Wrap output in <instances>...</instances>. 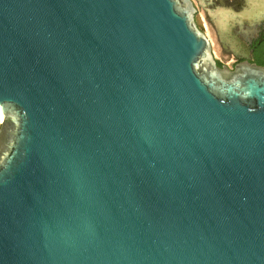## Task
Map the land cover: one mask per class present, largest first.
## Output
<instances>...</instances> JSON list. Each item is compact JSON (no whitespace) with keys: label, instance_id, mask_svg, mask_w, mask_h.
Masks as SVG:
<instances>
[{"label":"water","instance_id":"1","mask_svg":"<svg viewBox=\"0 0 264 264\" xmlns=\"http://www.w3.org/2000/svg\"><path fill=\"white\" fill-rule=\"evenodd\" d=\"M196 14L0 0V264H264V66Z\"/></svg>","mask_w":264,"mask_h":264},{"label":"flooded vegetation","instance_id":"2","mask_svg":"<svg viewBox=\"0 0 264 264\" xmlns=\"http://www.w3.org/2000/svg\"><path fill=\"white\" fill-rule=\"evenodd\" d=\"M192 1L197 9V13L199 9H202L210 14L211 21L216 27L221 42L227 43L226 42L227 40H231V39L233 40V37L237 38L245 45L246 49L251 51L250 61L253 62L252 61L253 53L255 51L256 45L262 44L264 42V16L260 19V22L256 23L255 31L253 32L246 31L247 28L251 29V26L246 19L249 13H261V14L264 13V0H192ZM230 13H241V15L245 13L244 17L241 16L237 17L240 20L241 18L244 19L243 24L241 25V27H239L240 24L236 22L235 27L238 29L237 33H235L234 30L233 35L227 34L225 36H221V28H218V26H220L219 23L222 25L224 17L228 18V16L225 15ZM228 53H230V51ZM242 54H244V49L242 51ZM242 60L244 59L237 57L236 63Z\"/></svg>","mask_w":264,"mask_h":264},{"label":"rangeland","instance_id":"3","mask_svg":"<svg viewBox=\"0 0 264 264\" xmlns=\"http://www.w3.org/2000/svg\"><path fill=\"white\" fill-rule=\"evenodd\" d=\"M232 15H235V17H233ZM238 16H241V13H230L229 14L228 23L232 27L231 35H233L234 30H235V33H237L238 29L235 27L236 26L235 24L236 22H239V18H237ZM196 21L199 24V27L203 30V32L209 38L212 44V51H213V54L217 62H219L222 65L229 66V67L234 66V64H236L237 62L236 61L237 57L228 53L229 52L228 45L224 44L225 42H221L219 34L216 30V27L211 21L210 14L202 9H199L198 13L196 14ZM241 24H243V21L241 22Z\"/></svg>","mask_w":264,"mask_h":264},{"label":"trees","instance_id":"4","mask_svg":"<svg viewBox=\"0 0 264 264\" xmlns=\"http://www.w3.org/2000/svg\"><path fill=\"white\" fill-rule=\"evenodd\" d=\"M252 61L257 65L264 66V42L256 45ZM217 64L218 66H221L219 62H217Z\"/></svg>","mask_w":264,"mask_h":264},{"label":"bare ground","instance_id":"5","mask_svg":"<svg viewBox=\"0 0 264 264\" xmlns=\"http://www.w3.org/2000/svg\"><path fill=\"white\" fill-rule=\"evenodd\" d=\"M235 16V15H234ZM221 26V25H220ZM218 26V28L220 27ZM3 121V114H2V111H1V108H0V123H2Z\"/></svg>","mask_w":264,"mask_h":264}]
</instances>
